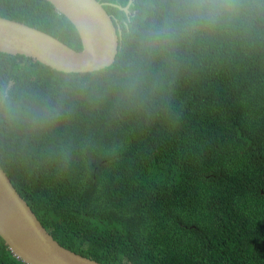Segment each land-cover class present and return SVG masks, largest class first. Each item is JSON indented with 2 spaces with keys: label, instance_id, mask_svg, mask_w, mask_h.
I'll use <instances>...</instances> for the list:
<instances>
[{
  "label": "trees",
  "instance_id": "16d2710c",
  "mask_svg": "<svg viewBox=\"0 0 264 264\" xmlns=\"http://www.w3.org/2000/svg\"><path fill=\"white\" fill-rule=\"evenodd\" d=\"M112 61L0 51V168L60 245L105 264H264V0H98ZM0 16L73 49L47 0ZM0 264H24L0 238Z\"/></svg>",
  "mask_w": 264,
  "mask_h": 264
},
{
  "label": "water",
  "instance_id": "95a60500",
  "mask_svg": "<svg viewBox=\"0 0 264 264\" xmlns=\"http://www.w3.org/2000/svg\"><path fill=\"white\" fill-rule=\"evenodd\" d=\"M73 25L80 42L73 49L58 38L21 21L0 16V51L30 56L63 72L108 65L119 46V28L98 0H47ZM130 0L117 7L126 12ZM0 238L29 264H105L60 245L44 229L0 168Z\"/></svg>",
  "mask_w": 264,
  "mask_h": 264
},
{
  "label": "clouds",
  "instance_id": "9594fccd",
  "mask_svg": "<svg viewBox=\"0 0 264 264\" xmlns=\"http://www.w3.org/2000/svg\"><path fill=\"white\" fill-rule=\"evenodd\" d=\"M194 7L209 12H224L228 11L230 7V0H193Z\"/></svg>",
  "mask_w": 264,
  "mask_h": 264
},
{
  "label": "built area",
  "instance_id": "2783aa9c",
  "mask_svg": "<svg viewBox=\"0 0 264 264\" xmlns=\"http://www.w3.org/2000/svg\"><path fill=\"white\" fill-rule=\"evenodd\" d=\"M24 264H29V263H25V262H24Z\"/></svg>",
  "mask_w": 264,
  "mask_h": 264
}]
</instances>
